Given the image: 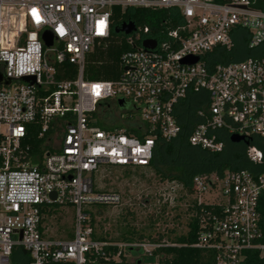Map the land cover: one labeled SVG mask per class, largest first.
<instances>
[{"label":"built area","instance_id":"built-area-1","mask_svg":"<svg viewBox=\"0 0 264 264\" xmlns=\"http://www.w3.org/2000/svg\"><path fill=\"white\" fill-rule=\"evenodd\" d=\"M256 2L0 0V264H13L19 249L28 253L27 264H81L85 252L103 255L108 242L91 238L82 206L117 205L121 196L98 187L93 174L105 166H147L156 140L181 133V102L190 94L197 103L187 122L188 143L218 153L231 135L242 136L238 143L250 165L194 175L184 188L196 225L192 246L212 249L214 264H241L248 250L264 254V54L218 60L242 38L238 30L246 33L247 49L264 45V9ZM113 7L175 9L181 23L161 37L132 22L119 75L85 79V56L109 37ZM44 31L51 33L50 45L41 39ZM145 39L155 46L143 47ZM189 57L197 60L183 62ZM64 62L75 67L74 78L57 77L67 72L59 67ZM118 99L139 116L125 120L115 113L113 119ZM34 140L41 141L36 148ZM50 205L74 207L72 239L45 236L40 209ZM163 244L116 246L148 255Z\"/></svg>","mask_w":264,"mask_h":264},{"label":"trees","instance_id":"trees-1","mask_svg":"<svg viewBox=\"0 0 264 264\" xmlns=\"http://www.w3.org/2000/svg\"><path fill=\"white\" fill-rule=\"evenodd\" d=\"M222 1V0H217ZM256 6L264 9V0H257ZM112 30L108 38L104 39L99 45H95L92 50L86 54L83 68V77L88 80H113L121 72L120 54L129 50L130 46L124 41V38L114 32V28L126 21H132L135 25L148 26L153 34L165 36L168 29H173L181 23V18L175 9L152 10L147 8H126L121 11L118 7H113L111 15ZM242 38L235 39V47L230 52L222 51L218 55V60L229 61L241 60L250 56H260L264 54V45L254 50L245 47V31L238 30ZM64 67L66 74H58V78H74L75 67L70 63L64 62L59 65ZM197 97L188 95L182 102V131L174 139L165 142L156 140L152 158L147 166H151L154 173L161 179L179 180L186 190L190 189L191 179L194 175H203L209 173L222 174L225 170L249 168V162L245 156V145L242 143H232L225 141V147L222 152L212 153L207 150L192 146L188 143L187 137L190 132V126L187 123L194 114ZM122 126L121 124L116 125ZM37 127L36 124L28 126L29 132ZM134 132L133 128H128L126 132ZM41 141L34 140L32 145L36 148ZM258 146L260 143L253 139ZM56 206V205H55ZM48 208H41L40 211H46ZM49 211V210H48ZM89 214V224L92 226V214L90 211H84ZM133 231L130 235H122L121 242H135ZM144 236L139 234L135 239L143 240ZM94 240L106 241L108 245L102 247L103 255L93 251L84 253V261L81 264H214V252L212 249H202L192 246L196 238V225L190 220L188 230L185 234L175 237L167 244L155 247L150 254L142 252L141 248L125 247L121 250L116 246V242L107 241L103 237H96L91 233ZM149 238V237H148ZM157 241L159 239H149L147 242ZM119 251L118 256L114 257ZM16 251H14V254ZM13 254V255H14ZM19 264H27L29 255L24 250L19 249L16 253ZM130 256V258L127 257ZM17 264V263H16ZM45 264H75L68 262H48ZM241 264H264V254L260 255L258 251L248 250Z\"/></svg>","mask_w":264,"mask_h":264},{"label":"rangeland","instance_id":"rangeland-1","mask_svg":"<svg viewBox=\"0 0 264 264\" xmlns=\"http://www.w3.org/2000/svg\"><path fill=\"white\" fill-rule=\"evenodd\" d=\"M124 38L123 33H116ZM233 60V57L230 58ZM115 113L123 119H135L139 113L130 108L113 106ZM94 182L103 190L118 192L121 201L117 205H83V211L92 214L93 233L107 241L123 243L122 235H143L144 241L159 239L169 243L185 234L191 220V197L179 180L161 179L151 166L101 167L93 174ZM42 213L45 236L51 239H72L74 236V207L50 205ZM49 206V207H50ZM149 237V238H148ZM134 238L135 241H137ZM142 241V240H141ZM130 258L129 255H127ZM16 254L13 264H19Z\"/></svg>","mask_w":264,"mask_h":264},{"label":"water","instance_id":"water-1","mask_svg":"<svg viewBox=\"0 0 264 264\" xmlns=\"http://www.w3.org/2000/svg\"><path fill=\"white\" fill-rule=\"evenodd\" d=\"M133 29H134V24L132 23V21H128V22H123L119 26L115 27L114 28V32L115 33L128 34ZM41 39H42V41L44 42L45 45H50L51 44V40H52L51 33L49 31H44L41 34ZM155 44H156V41L154 39H145V40L142 41V46L145 47V48H153L155 46ZM196 60H197V57H189V58L184 59L183 62L191 63V62H195ZM22 79L25 80V81H30V82L34 81L32 76H25V77H22ZM0 80H1V78H0ZM8 81H9L8 78L4 79V82H8ZM117 103H118L119 106H122L123 105V100L122 99H118ZM229 140L231 142H233V143H238L240 141H243V137L242 136H238V135H231ZM244 143L247 144V141L244 140ZM50 197L52 199L55 198L54 192H52L50 194Z\"/></svg>","mask_w":264,"mask_h":264},{"label":"flooded vegetation","instance_id":"flooded-vegetation-1","mask_svg":"<svg viewBox=\"0 0 264 264\" xmlns=\"http://www.w3.org/2000/svg\"><path fill=\"white\" fill-rule=\"evenodd\" d=\"M121 107V106H120ZM121 108H123V107H121Z\"/></svg>","mask_w":264,"mask_h":264},{"label":"crops","instance_id":"crops-1","mask_svg":"<svg viewBox=\"0 0 264 264\" xmlns=\"http://www.w3.org/2000/svg\"><path fill=\"white\" fill-rule=\"evenodd\" d=\"M43 208H45V207H43Z\"/></svg>","mask_w":264,"mask_h":264}]
</instances>
